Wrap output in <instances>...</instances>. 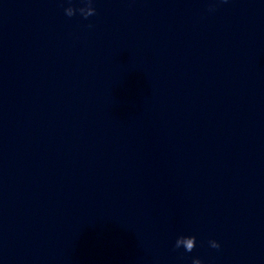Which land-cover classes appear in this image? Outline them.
<instances>
[{"label": "clouds", "instance_id": "9594fccd", "mask_svg": "<svg viewBox=\"0 0 264 264\" xmlns=\"http://www.w3.org/2000/svg\"><path fill=\"white\" fill-rule=\"evenodd\" d=\"M82 2L84 3L85 6L80 7L79 9H76V8L71 6V0H69L70 6H68L64 9L65 14L68 17H72L73 15H75L76 11H79V13L85 19H87L90 16H93L96 12L95 8L92 6L93 0H82ZM223 2H227V0H223ZM210 10H212V9H210ZM89 27H91V25H89ZM195 240H196L195 236H191V237L180 236L175 241V248L178 249V248H180L181 244H183L185 251L192 252L196 246L194 244ZM209 245H210V247H212L214 249L220 248V244L216 240H210ZM192 264H204V261H202L200 258H193Z\"/></svg>", "mask_w": 264, "mask_h": 264}]
</instances>
